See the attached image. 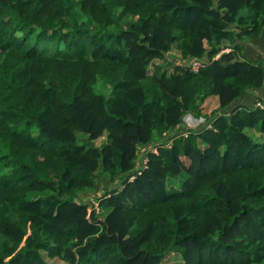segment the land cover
<instances>
[{
    "label": "trees",
    "instance_id": "obj_1",
    "mask_svg": "<svg viewBox=\"0 0 264 264\" xmlns=\"http://www.w3.org/2000/svg\"><path fill=\"white\" fill-rule=\"evenodd\" d=\"M262 40L264 0H0V264H264Z\"/></svg>",
    "mask_w": 264,
    "mask_h": 264
},
{
    "label": "rangeland",
    "instance_id": "obj_2",
    "mask_svg": "<svg viewBox=\"0 0 264 264\" xmlns=\"http://www.w3.org/2000/svg\"><path fill=\"white\" fill-rule=\"evenodd\" d=\"M175 52L173 51H168L167 52V56H168V58H169V60L170 61H172V60H174L173 58L175 57ZM156 61L158 62V61H160L159 59H156ZM100 88L104 91V92H106L107 91V88H103L102 86H100ZM217 106H218V102L215 100V99H210L209 100V102L208 103H206L205 104V108H206V112L208 113V114H211L213 111H215L216 110V108H217ZM197 119V118H196ZM202 119V118H201ZM200 118L198 119V120H195V119H192L191 117H187L186 118V120H188V121H190L191 123H196L197 124V128L200 126V123H201V121L203 120H201ZM211 127V125L208 127V128H210ZM252 134H253V137L255 138V139H257V133H254V132H252ZM263 140V139H262ZM102 142L101 141H98L97 142V144H98V146L101 144ZM146 150H147V147H145L144 148V150H139L138 151V162H139V164H143V162H144V153L146 152ZM186 178H185V174H182L181 176H179L177 179H175L174 181H173V184H172V187H174L175 189H180L181 188V185H182V182L185 180ZM105 184H107V182H105ZM103 189V188H102ZM33 197H35V196H32V198ZM89 198H86L85 200H88ZM175 259L173 258V259H169L168 261L169 262H171V261H174ZM48 261L49 262H51V263H53V264H65L64 262H62V261H60V260H58V259H56V260H49L48 259Z\"/></svg>",
    "mask_w": 264,
    "mask_h": 264
},
{
    "label": "crops",
    "instance_id": "obj_3",
    "mask_svg": "<svg viewBox=\"0 0 264 264\" xmlns=\"http://www.w3.org/2000/svg\"><path fill=\"white\" fill-rule=\"evenodd\" d=\"M252 53H256L252 54L254 56L260 53L264 57V40L261 41V50H253ZM260 96L262 97V99L264 98V90L258 92H250V94L246 96L242 104L252 106L253 104H255V102L258 101V97Z\"/></svg>",
    "mask_w": 264,
    "mask_h": 264
},
{
    "label": "built area",
    "instance_id": "obj_4",
    "mask_svg": "<svg viewBox=\"0 0 264 264\" xmlns=\"http://www.w3.org/2000/svg\"><path fill=\"white\" fill-rule=\"evenodd\" d=\"M203 66V63L202 62H199V61H195V62H193L192 63V69L194 70V71H197L200 67H202ZM257 105L258 106H260V107H264V105L261 103V102H258L257 103ZM187 117H191L192 119H195V120H198V119H196L194 116H192V115H187L186 117H185V119H184V122H185V124L187 125V127L190 129V128H197V124L196 123H191L190 121H188V120H186V118ZM201 119V118H200ZM202 120V119H201ZM202 122H203V120L201 121V123L200 124H202ZM185 134H187V133H185ZM169 146L168 147H170L171 145H172V142H170L169 144H168ZM154 152L155 153H157L158 152V149L157 148H154ZM147 161H145V163H146Z\"/></svg>",
    "mask_w": 264,
    "mask_h": 264
}]
</instances>
